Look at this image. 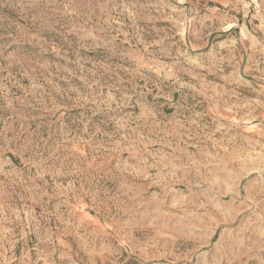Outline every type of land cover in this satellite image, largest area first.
<instances>
[{
    "label": "rangeland",
    "instance_id": "rangeland-1",
    "mask_svg": "<svg viewBox=\"0 0 264 264\" xmlns=\"http://www.w3.org/2000/svg\"><path fill=\"white\" fill-rule=\"evenodd\" d=\"M0 264H264V0H0Z\"/></svg>",
    "mask_w": 264,
    "mask_h": 264
}]
</instances>
